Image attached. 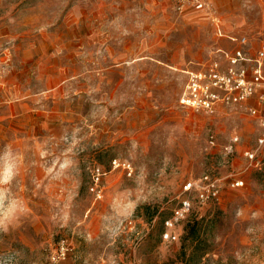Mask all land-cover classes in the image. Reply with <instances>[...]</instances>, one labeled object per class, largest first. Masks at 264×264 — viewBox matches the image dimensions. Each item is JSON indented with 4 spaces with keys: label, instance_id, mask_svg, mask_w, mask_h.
Here are the masks:
<instances>
[{
    "label": "rangeland",
    "instance_id": "374dc122",
    "mask_svg": "<svg viewBox=\"0 0 264 264\" xmlns=\"http://www.w3.org/2000/svg\"><path fill=\"white\" fill-rule=\"evenodd\" d=\"M240 33L264 39V0H0V147L20 156L15 190L30 208L0 233V264H48L59 237L71 248L57 264H159L199 215L213 221L195 264H264V181L240 171L239 152L220 162L232 132L252 146L250 116L177 102L185 70L221 61ZM204 172L220 178L218 197L191 192L177 238H162L181 184Z\"/></svg>",
    "mask_w": 264,
    "mask_h": 264
},
{
    "label": "built area",
    "instance_id": "2783aa9c",
    "mask_svg": "<svg viewBox=\"0 0 264 264\" xmlns=\"http://www.w3.org/2000/svg\"><path fill=\"white\" fill-rule=\"evenodd\" d=\"M200 7L201 3H195ZM246 37L239 36V46L232 47L222 53L225 64L221 65L218 58L209 59L201 67L187 71L186 79L178 95L177 102L181 106L194 110L212 112L218 105H233L244 103L253 98L252 105H246L248 114L255 120L258 131L252 146L242 151L244 163L240 171L250 169L259 173L264 181V76L262 74V62L264 58V41L260 42L253 54H248L241 45ZM239 141L237 132H232L220 149V162H227L235 153L236 144ZM207 142L213 143L212 135ZM112 166L121 163L123 169L129 174L128 162H117L111 159ZM90 183L88 189L95 197H99V186L103 169L98 164L90 166ZM229 187H241L243 179L234 173L227 174ZM220 178L209 173H201L197 177L189 178L181 184V197L172 207L170 214L163 219L164 230L161 237L166 240H175L177 233L172 227L183 218L192 207L193 192L197 202H206L216 199L220 193ZM70 242L65 237H59L52 250L48 253V264H57L64 259L70 250Z\"/></svg>",
    "mask_w": 264,
    "mask_h": 264
},
{
    "label": "clouds",
    "instance_id": "9594fccd",
    "mask_svg": "<svg viewBox=\"0 0 264 264\" xmlns=\"http://www.w3.org/2000/svg\"><path fill=\"white\" fill-rule=\"evenodd\" d=\"M22 164L12 145L0 147V233L19 226L30 213L28 202L16 192Z\"/></svg>",
    "mask_w": 264,
    "mask_h": 264
},
{
    "label": "trees",
    "instance_id": "16d2710c",
    "mask_svg": "<svg viewBox=\"0 0 264 264\" xmlns=\"http://www.w3.org/2000/svg\"><path fill=\"white\" fill-rule=\"evenodd\" d=\"M213 218L206 215L191 217L183 223L178 250L174 258L167 257L159 264H195L210 250L208 232Z\"/></svg>",
    "mask_w": 264,
    "mask_h": 264
},
{
    "label": "crops",
    "instance_id": "0c3cea01",
    "mask_svg": "<svg viewBox=\"0 0 264 264\" xmlns=\"http://www.w3.org/2000/svg\"><path fill=\"white\" fill-rule=\"evenodd\" d=\"M258 34L260 35V33L258 32ZM241 35H244L245 37H246V41H245V43H243L242 45H241V47L248 53V54H253V52H254V50L256 49V47L259 45V43L260 42H263L264 41V39H261V38H259L258 36L259 35H248V34H244V33H240V34H238V35H235V36H233V35H227V38L229 39V40H234V45H232V46H230V47H228V48H221V47H219V48H217V49H219V51L221 52V53H223L224 51H226V50H229V49H231L232 47H235V46H239V42H238V38H239V36H241ZM256 40H258V42L256 41ZM221 65H222V67H223V65L225 64V60H224V58H223V56L221 55ZM202 66V65H201ZM193 69H197V68H192V69H186L185 70V78H184V81H185V79H186V75H187V71H189V70H193ZM261 69H262V74H263V76H264V58H263V62H262V67H261ZM184 81H183V83H184ZM182 86H183V84H182ZM182 88V87H181ZM254 103V100H253V98H249V99H247L244 103H241V104H233V105H229V106H225V105H218L212 112H216V111H219L222 107H225V108H242V109H244L246 112H247V110H246V105H252ZM212 112H210V113H212ZM248 113V112H247ZM249 115V114H248ZM250 116V115H249ZM250 121L252 122V124H253V129H252V134H253V143H254V140H255V136H256V134H257V131H258V127H257V124H256V122H255V120L250 116ZM238 133V132H237ZM238 135H239V141L237 142V144H236V148H235V153H234V155L237 153V152H239L240 154H241V156L243 157V155H242V151L244 150V149H246V148H249L250 146H244V145H242V144H240L241 143V140H242V133H238ZM253 145V144H252ZM233 155V156H234Z\"/></svg>",
    "mask_w": 264,
    "mask_h": 264
}]
</instances>
